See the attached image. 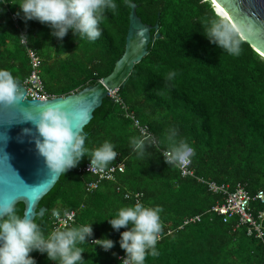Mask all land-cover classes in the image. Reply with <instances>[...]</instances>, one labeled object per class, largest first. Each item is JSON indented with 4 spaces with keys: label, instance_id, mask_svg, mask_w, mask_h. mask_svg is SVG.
I'll use <instances>...</instances> for the list:
<instances>
[{
    "label": "trees",
    "instance_id": "1",
    "mask_svg": "<svg viewBox=\"0 0 264 264\" xmlns=\"http://www.w3.org/2000/svg\"><path fill=\"white\" fill-rule=\"evenodd\" d=\"M20 2L0 0V70L11 71L20 84L29 75L26 48L18 39L25 32L27 47L41 60L43 86L53 97L93 86L111 73L124 52L131 3L143 24H158L160 35L118 89L120 102L107 97L82 130L89 150L106 140L113 143L118 155L108 167L122 164L124 171L112 180H100L79 171L89 163L85 156L60 175L38 204V209H46L44 215L34 218L45 236L52 231L53 210L75 211L72 226L92 223V236L79 245L85 251L83 260L121 264L118 257L125 253L119 247L120 233L128 229L113 230L108 219L139 201L162 208L159 255H149L145 264H263L261 244L247 237L244 227H236V221L223 223L211 212L222 197L200 182L228 185L230 190L240 185L251 197L264 193V59L244 41L239 56L209 43L204 24L217 15L211 1L114 0L117 9L106 11L95 42L75 37L71 30L57 39L48 25L25 22L22 13L16 15V28L10 16L20 12ZM154 34L151 30L150 36ZM173 71L176 76L167 80ZM128 114L147 127L154 142L146 147L150 155L145 159L130 146V138L140 133ZM173 127L195 150L190 158L192 177L182 178L176 165L164 162L165 133ZM92 182L97 188L89 192L86 187ZM251 207L254 213L264 212V203L253 202ZM15 209L23 217V205ZM196 215L199 223L180 228L184 219ZM102 237L112 240L114 247L104 251L91 243ZM30 256L36 264H54L46 254L33 251Z\"/></svg>",
    "mask_w": 264,
    "mask_h": 264
},
{
    "label": "clouds",
    "instance_id": "2",
    "mask_svg": "<svg viewBox=\"0 0 264 264\" xmlns=\"http://www.w3.org/2000/svg\"><path fill=\"white\" fill-rule=\"evenodd\" d=\"M18 7V17L22 13L25 22L35 20L48 25L52 29L51 35L57 39L62 40L71 30L75 37L95 42L101 36L100 24L106 19V11L115 12L117 4L114 0H21ZM204 33L209 43L229 55H241L243 41L237 24L213 14L204 24ZM18 39L25 46L29 42L23 34ZM175 76L174 71L169 72L166 79L172 80ZM21 101L23 93L18 79L7 69L0 70V106H18ZM19 122L34 125L38 133L34 138L36 151L43 157L51 175H64L85 156L89 158V171L102 173L118 155L115 145L107 140L94 149H87L86 136L76 129L69 113L60 104H44L35 115L31 109H23ZM23 134L32 133L30 129H23ZM165 141L167 148L162 156L167 165L187 164L195 154L194 148L179 138L174 127L165 133ZM153 145L150 134L130 138L132 151L144 159L150 155L146 147ZM156 149L159 150L158 143ZM2 159L7 162V155ZM8 168L11 169L9 164ZM161 212L160 206L148 207L137 201L134 205L121 207L112 219H108L113 230L128 229L120 233L119 247L125 253L121 264H145L149 255H159L156 245L163 229ZM52 215L60 217L61 213L53 210ZM63 215L71 219L68 210H64ZM64 223L65 227H57L45 236L34 219L17 214L11 200L0 201V264H36L30 256L33 251L46 254L54 264H89L83 260L85 251L79 245L92 236V223L72 227H67L66 221ZM91 243L104 251L114 247V242L104 237Z\"/></svg>",
    "mask_w": 264,
    "mask_h": 264
},
{
    "label": "water",
    "instance_id": "3",
    "mask_svg": "<svg viewBox=\"0 0 264 264\" xmlns=\"http://www.w3.org/2000/svg\"><path fill=\"white\" fill-rule=\"evenodd\" d=\"M213 1L227 14L225 20L239 26L242 41L264 59V0ZM128 20L122 56L115 62L111 73L95 85L65 97L39 101L25 98L26 90L21 83L23 101L18 106H0V201L11 200L14 207L21 203L23 217L34 219L44 215L46 209H38V204L60 177L49 173L43 157L37 153L34 138L38 133L34 125L19 122L23 109H31L35 115L44 104H60L69 113L76 129L82 132L109 93L125 86L134 65L147 54L148 45L160 36L157 23L150 26L141 22L134 3H131ZM151 30L155 32L153 37L150 36ZM23 129H30L32 134H23ZM5 155L20 179L2 159Z\"/></svg>",
    "mask_w": 264,
    "mask_h": 264
},
{
    "label": "built area",
    "instance_id": "4",
    "mask_svg": "<svg viewBox=\"0 0 264 264\" xmlns=\"http://www.w3.org/2000/svg\"><path fill=\"white\" fill-rule=\"evenodd\" d=\"M10 18L12 19L15 27L17 28L18 18L16 14H11ZM22 34L25 35V32H23ZM27 45L23 46L26 48L25 53L28 60L30 72L27 78L22 83L26 90L25 98L39 101L51 99L53 98V96L49 95L46 92L41 80V61L36 52L33 49L28 48ZM117 91L118 90L110 92L108 95V97L116 103L120 102L119 98L116 95ZM128 118L132 121L133 126L139 131L140 135L142 133L149 134L147 127L141 126L140 123L131 114H128ZM190 165L191 160L187 164L177 166L182 178L193 176V171L191 170ZM79 171L82 173H91L93 175H96L100 180H112L115 173H122L124 171V165L120 164L117 166H111L107 168L104 172L98 173L96 171H89V163H87ZM200 182L204 183L207 186V189L210 193L222 197L221 203L214 205L211 208V212L216 216L220 217L223 223L236 221V227H244L246 236L254 238L261 244L264 257V212L258 211L254 213L251 209V204L253 202H259L261 204L264 203V193L262 191H259L253 197H251L240 185H237L234 190H230L228 185H218L213 182ZM96 188L97 184L92 182L87 185L86 190L91 192ZM139 197V194L134 195L135 199H139ZM69 212L71 214V219L65 217L63 213H61L60 217H54L53 215L51 216L52 220L50 226L52 231L57 227H65V221L67 227H72L75 222L76 213L75 211ZM200 221L201 218L198 215L189 217L187 219H184L180 228L189 224H197ZM122 258L123 256L118 257L120 263Z\"/></svg>",
    "mask_w": 264,
    "mask_h": 264
},
{
    "label": "bare ground",
    "instance_id": "5",
    "mask_svg": "<svg viewBox=\"0 0 264 264\" xmlns=\"http://www.w3.org/2000/svg\"><path fill=\"white\" fill-rule=\"evenodd\" d=\"M212 2L214 3L215 7L217 8V10L219 11V13L221 14L222 17H224V19H227V14L223 11V9H221L213 0ZM218 16V15H217Z\"/></svg>",
    "mask_w": 264,
    "mask_h": 264
},
{
    "label": "rangeland",
    "instance_id": "6",
    "mask_svg": "<svg viewBox=\"0 0 264 264\" xmlns=\"http://www.w3.org/2000/svg\"><path fill=\"white\" fill-rule=\"evenodd\" d=\"M211 1V0H210ZM211 4H212V6H213V9H214V11H215V13L217 14V15H219V16H221V14L219 13V11L217 10V8L215 7V5H214V3L211 1ZM222 17V16H221ZM224 18V17H223Z\"/></svg>",
    "mask_w": 264,
    "mask_h": 264
},
{
    "label": "crops",
    "instance_id": "7",
    "mask_svg": "<svg viewBox=\"0 0 264 264\" xmlns=\"http://www.w3.org/2000/svg\"><path fill=\"white\" fill-rule=\"evenodd\" d=\"M34 50V49H33ZM35 51V50H34ZM36 52V51H35ZM37 54V53H36ZM39 57V56H38ZM40 59V58H39ZM41 61V60H40ZM109 168V167H108Z\"/></svg>",
    "mask_w": 264,
    "mask_h": 264
}]
</instances>
